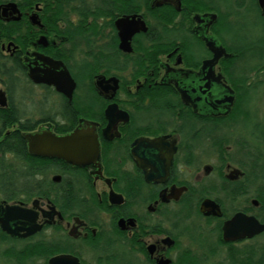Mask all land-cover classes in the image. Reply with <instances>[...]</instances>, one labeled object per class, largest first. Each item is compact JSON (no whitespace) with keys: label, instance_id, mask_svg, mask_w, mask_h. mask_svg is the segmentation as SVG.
<instances>
[{"label":"flooded vegetation","instance_id":"flooded-vegetation-1","mask_svg":"<svg viewBox=\"0 0 264 264\" xmlns=\"http://www.w3.org/2000/svg\"><path fill=\"white\" fill-rule=\"evenodd\" d=\"M230 3L229 19L228 0H21L20 20H14L19 14L0 12V28L10 24L13 35L0 45V126L9 116L15 121L0 141L10 134L22 137L30 158L9 157L35 170L27 177L26 197L8 201L0 195V219L17 232L12 236L0 225V264H49L62 255L80 264H184L192 257L209 263L220 256L226 263L227 249L264 235L223 240L226 221L237 213L256 217L259 208L243 195L241 177L229 179L241 171L229 147L210 146L212 133L225 128L228 118L212 116V103L227 94L224 86L234 92L232 112L238 102L252 103L257 87L240 92L259 77L255 68L233 62L252 54L230 52L226 36L233 19L235 46L251 42L264 10L259 0ZM132 19L138 26L120 31L117 23ZM131 29L137 31L129 37ZM211 39L230 55L213 73L205 66L214 58ZM41 57L66 67L74 81L71 95L30 79L28 65ZM49 68L44 67L47 79H60V70ZM101 78L116 79L117 88L100 85ZM37 92L43 110L24 118L19 104L34 105ZM78 128L91 130L100 146L96 161L84 167L32 156L24 139L38 131L66 136ZM205 200L220 207L222 218L202 214ZM8 206L18 207L17 215L27 211L28 218L7 220ZM36 225L41 231L26 236ZM37 245L44 257L35 256ZM212 250L218 253L209 255Z\"/></svg>","mask_w":264,"mask_h":264},{"label":"trees","instance_id":"trees-1","mask_svg":"<svg viewBox=\"0 0 264 264\" xmlns=\"http://www.w3.org/2000/svg\"><path fill=\"white\" fill-rule=\"evenodd\" d=\"M27 1H33L34 3L40 1L52 4L63 2L72 3L75 0H25V2ZM230 1L231 0H228L227 19L231 18V16L234 17V13L230 12L232 9ZM232 24L233 19L228 22L227 26L228 31L226 39L231 44V46L229 45V51L233 54L249 51L252 54L250 57H247L246 55H240L239 57L235 56V60H233V62L240 61L242 66L255 68L258 76L264 74V20H262L259 24L260 29L258 35L256 37L253 36V39H251L252 41L242 47H237L234 44L236 43L234 42V39L237 36L233 37V39H229L232 32ZM12 40L13 35L11 33L10 24H8V26L2 25L0 28V45L10 43ZM231 67L228 69L230 70ZM9 71L7 70L6 74L10 80L11 77ZM253 87L256 88V86L248 84V91L240 92V94H249ZM248 107L249 105H242L241 102H238L232 114H230L225 121L228 128L236 125L237 123L239 124V121L244 124L246 137L243 141H237L232 144L236 148L237 157L231 158V161L235 163V165H237L243 173L241 183L243 195L249 199H257L259 201L260 206L257 210H255V215L260 222L264 223V118L262 121L254 120L250 111L247 110ZM14 124V119L9 116L0 126V133L10 130ZM224 145L229 147L231 142L226 140ZM11 155L27 157L28 159L30 158L26 151V145L22 137H15L13 134H10L9 136H5L0 141V195L8 201L20 200L21 197H26L27 186L25 184L18 185L17 182L22 180L21 178H27L35 174L34 169L28 168L24 169V171L21 170L20 172L15 169L12 162H10L8 158ZM238 157H240L239 160L237 159ZM255 185L258 186L257 191L252 189ZM250 188L255 192L251 193ZM217 253L218 252L212 250L209 252V255ZM34 254L38 257H44V250L37 245L35 246ZM209 255L207 257H209ZM25 258L26 257H24V259ZM225 258L226 264H264V242L257 241L253 244L243 246L241 249H227ZM18 259L21 260L23 258L19 257ZM184 264L208 263L203 262L197 257H192L191 259H188V261H185Z\"/></svg>","mask_w":264,"mask_h":264},{"label":"water","instance_id":"water-1","mask_svg":"<svg viewBox=\"0 0 264 264\" xmlns=\"http://www.w3.org/2000/svg\"><path fill=\"white\" fill-rule=\"evenodd\" d=\"M259 5L262 10H264V0H259ZM0 12H2L3 17H7L8 14L14 15L19 14L17 18L14 20H20L21 15L17 9L16 3H8L0 7ZM213 21L216 20V15H209ZM196 19H199L196 18ZM39 24V23H38ZM139 22L136 19H132L131 21H119L117 23L120 31H123V27H129L133 25L138 26ZM141 24V23H140ZM144 26V23H142ZM137 30L131 29L129 33V37H131ZM146 31V30H144ZM122 36V34H121ZM208 47L210 51L214 54V58L205 64L206 67L210 66V70L213 73L214 66L218 63V61L222 57H229L226 53V50L214 39L208 41ZM9 45V49H10ZM45 68L50 67L49 69H59L60 79L58 80H48L45 76ZM43 68V69H42ZM29 77L35 84H52L57 87V89L61 92H65L68 95L72 93L74 88V81L72 80L68 70L66 67L60 63L53 61L48 57H41L36 64H29ZM54 73V72H53ZM50 73V75H53ZM52 78V76H51ZM112 83L117 88L118 82L116 79H111L106 81L104 78H101L100 85L103 83ZM66 83V84H65ZM63 85H66L64 87ZM227 94L224 99L215 100L214 104L212 103V110H216V113H212V116H229L231 113V109L233 107V103L235 100L234 92L227 86H224ZM2 105H6L3 103ZM221 111V112H220ZM110 115V112L108 113ZM24 139L28 144L29 153L35 157H44V158H56L66 163L77 166L84 167L88 164L94 163L96 159L99 157L100 146L97 140L96 135L88 130V128H78L73 133L68 134L66 136H56L50 132L46 131H38L35 133H29L24 135ZM234 176H230L229 179H238L243 176V173L239 170L233 172ZM253 206L258 208L260 203L257 199L252 201ZM1 209V205H0ZM18 207H10L8 206L5 209L8 217L7 220L12 219H27V211L22 210L20 214H16ZM201 212L206 217H216L222 218L223 214L220 210V207L211 200H205L201 206ZM36 222V221H35ZM7 222H2L0 219V225L4 232L12 236H16L17 232L11 230L10 227L7 226ZM20 231V230H19ZM41 231V227L36 225L34 228L28 230L27 235H33L37 232ZM223 232V240L226 243H235L238 241L251 240L255 237H258L264 234V224L261 223L258 218L254 216H247L244 213H237L231 220L226 221L222 228ZM49 264H80L79 261L71 256H58L54 257L50 260Z\"/></svg>","mask_w":264,"mask_h":264},{"label":"rangeland","instance_id":"rangeland-1","mask_svg":"<svg viewBox=\"0 0 264 264\" xmlns=\"http://www.w3.org/2000/svg\"><path fill=\"white\" fill-rule=\"evenodd\" d=\"M8 2L17 3V2H21V0H0V3H8ZM233 11H234V4L232 5V9L230 10V12H233ZM231 30H232V32L230 31L231 36H229V39H233V37H235V35H234L235 29L231 27ZM228 43L230 44L229 41H228ZM5 44H7V43H5ZM251 83H253L254 86L257 87V91L253 94V101L249 105L247 110L250 111L254 120H258V121L261 120L262 121V119L264 118V74L260 75L257 79L252 78ZM25 95H27V94L25 93ZM25 95H23V98ZM32 96H34L36 99H38V102L33 103L34 105L29 104V101H26V100L21 101L19 104L20 110H22L23 114L25 113L23 115L24 118H31V116H34V118L38 117L40 115L39 112L43 110V107H42L41 102H40L43 99L42 93L37 92L34 95L32 94ZM233 110H232V112H233ZM245 137H246V132L244 130V124L242 122L240 123V121H239V124L237 123L236 125H234L230 128H228V126L225 124V128L218 131L217 133H214V132L212 133L210 146L211 147H213L215 145L221 146L222 145L221 142L224 143L226 140H229L231 142V145H229V149L227 150V152H228L229 156H231L232 158L233 157L236 158L237 157L236 148L232 144L236 143L237 141H243V139ZM225 146L226 145H224V147ZM9 161L12 162L14 168L19 170V172L21 170L24 171V169H26V168H24L25 163L16 157H9ZM210 162L214 163V160L211 159ZM241 178H243V177H241ZM21 179L22 180L17 182L18 185L29 184V181H30V180H28L29 178H21ZM39 179L41 181V178H39ZM252 189L257 191L258 186L255 185L252 187ZM252 189L250 188V192L254 193L255 191H253ZM1 199H2V197L0 196V200ZM239 203H241L242 206L246 205L245 199L239 200ZM226 204H228V203H226ZM258 242H264V236L259 238ZM200 253H202V252L200 251ZM223 260H224V257L220 256V257L216 258L215 261L211 260L208 264H226L225 262H223ZM35 264H43V262L37 261V262H35Z\"/></svg>","mask_w":264,"mask_h":264}]
</instances>
